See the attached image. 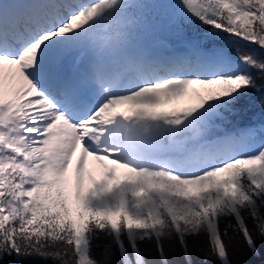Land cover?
<instances>
[{
  "label": "snow or ice",
  "instance_id": "obj_1",
  "mask_svg": "<svg viewBox=\"0 0 264 264\" xmlns=\"http://www.w3.org/2000/svg\"><path fill=\"white\" fill-rule=\"evenodd\" d=\"M194 252L264 264V0H0V264Z\"/></svg>",
  "mask_w": 264,
  "mask_h": 264
},
{
  "label": "rangeland",
  "instance_id": "obj_2",
  "mask_svg": "<svg viewBox=\"0 0 264 264\" xmlns=\"http://www.w3.org/2000/svg\"><path fill=\"white\" fill-rule=\"evenodd\" d=\"M193 94L190 92L187 95L181 96V97H173L170 100L164 101L161 104L156 106V110H166L170 111L173 109H180L183 107H187L190 104L194 103L192 102Z\"/></svg>",
  "mask_w": 264,
  "mask_h": 264
},
{
  "label": "trees",
  "instance_id": "obj_3",
  "mask_svg": "<svg viewBox=\"0 0 264 264\" xmlns=\"http://www.w3.org/2000/svg\"><path fill=\"white\" fill-rule=\"evenodd\" d=\"M192 94H193V93H192ZM193 96H194V94H193ZM191 99H192V102H193V101L195 102V96L192 97ZM142 247H143V246H142ZM99 253H100V250L97 249V250H96V254H97V256H99ZM155 255H156L155 252H153L152 255L149 257V259H154V258H155ZM170 259H179V260H182L183 257H182L181 255L177 254V255L174 256V257H170ZM202 259H203V258H202L201 256L197 255L195 252L193 253V260L196 262V264H199V262L202 261Z\"/></svg>",
  "mask_w": 264,
  "mask_h": 264
}]
</instances>
